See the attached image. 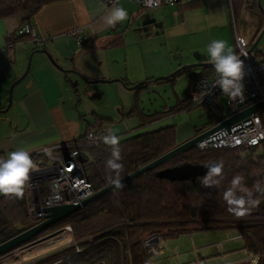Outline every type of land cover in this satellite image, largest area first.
Listing matches in <instances>:
<instances>
[{"label":"crops","instance_id":"crops-1","mask_svg":"<svg viewBox=\"0 0 264 264\" xmlns=\"http://www.w3.org/2000/svg\"><path fill=\"white\" fill-rule=\"evenodd\" d=\"M203 1L181 0L184 5L183 13L166 23L164 18L156 19L158 7L157 10L152 8L146 11L135 1L134 4H129L127 0H119V5L128 12V19L111 27L105 25L101 17L105 9L112 5H107L101 0H46L29 22L38 36L48 35L41 45L32 42L28 35L17 33V29L27 22L23 20L21 13L1 17L0 158H7L10 152L17 149H24L32 154L44 147L72 141L93 128V125L98 123V118L106 120L101 126L103 134L106 135L109 129H118L120 141L131 135L170 125L176 127L178 144L190 139L195 130L205 125H195L194 122L193 126L183 113L185 109L169 113L144 127L139 126L143 115L168 110L184 102L194 73L198 70L183 71L169 80L153 79L162 78L182 64L207 59V45L214 40L216 34L215 39L226 40L236 53L238 44L226 14V10L229 9L230 12V1L227 0V9L222 0H207L210 5L205 7ZM197 9L203 13L186 17L185 11ZM141 14L148 17L141 20ZM197 17L201 18L200 22ZM259 23L258 18L254 17L250 26H246V23L238 25L237 33L242 37L244 45V38L249 39L251 28L258 29ZM177 26L182 28L178 33H191L202 29L214 30V33L209 31L210 36L206 37L208 39L205 41H183V36H180L182 38L172 46H169L167 40L164 41L166 45H163L146 36L135 35L148 30H165ZM76 27L83 29V43L68 35V31ZM130 32H133L131 37L128 36ZM66 69H74L80 74L75 71L67 72ZM25 71V76L13 88V102L4 111L8 105L7 91L10 84ZM75 79L79 81L77 85L73 82ZM88 79L95 82L91 84ZM98 83L99 86L107 84V87H93ZM132 86L135 87L131 88ZM169 89L172 93L163 97L162 90L167 92ZM83 92L90 96V100H97V105L85 101ZM152 93H158L161 101L154 108V102L158 99L152 101ZM148 96L149 104L148 101L146 103ZM14 106L16 107L12 111ZM6 112H11L12 115H4ZM29 194L32 211L36 204V195L30 189ZM225 228L234 229L237 232L235 235L243 240L235 227L196 229ZM183 233L190 234V238L186 239V246H192L195 251L198 249L200 252L204 249L211 250L213 247L221 252L226 239L196 246L197 238L193 229ZM166 237L171 236H163L158 243L151 242L148 246L153 250L159 249L161 239ZM243 244L249 256L257 255L245 247L244 240ZM60 249L62 248L46 247L42 252L24 251L10 262L6 261L8 258L4 254L6 256L2 255V264H30ZM205 256L206 253L199 259L196 255L197 264H202ZM247 260L249 258L238 263H245ZM153 262L157 263L154 260ZM58 263L61 264L59 261L50 264Z\"/></svg>","mask_w":264,"mask_h":264},{"label":"trees","instance_id":"trees-1","mask_svg":"<svg viewBox=\"0 0 264 264\" xmlns=\"http://www.w3.org/2000/svg\"><path fill=\"white\" fill-rule=\"evenodd\" d=\"M45 1L0 0V18L21 13L24 21L31 22ZM229 1L235 18V26L230 19L234 36L238 27L236 15L243 8L248 7L253 16L258 14L257 16L260 17L255 16L260 22L255 34L256 39L264 28V10L260 7L259 0ZM177 4L180 5V11L183 13L184 5L181 0ZM236 54L239 55L238 47ZM202 61L203 65L198 70L201 74L210 76L215 73L212 64L208 63L207 59ZM194 69L180 70L166 79H173L183 71ZM192 106L187 96L185 101L176 107L143 115L139 127L151 124L169 113ZM98 120L101 123L98 121L91 129H102L101 126L106 120L100 118ZM84 135L64 143L69 149L78 147L82 150L81 153L86 158L84 170L95 192L109 184L106 162L111 156V147L104 143H83ZM177 145L174 125L128 136L119 144L121 163L124 165L120 177L126 176ZM30 156L34 163L33 169L43 167L48 163L42 151L32 153ZM220 161L224 164V178L218 188L202 186L198 178L206 173L198 176L194 181L191 179L171 180L157 175V172L163 168L186 162L207 164ZM237 174L244 177V184L254 191V198L260 201L245 217H236L230 213L228 205L223 200L224 191ZM258 182L264 186V141L247 148L203 150L194 145L128 180L123 184V188L108 191L40 230L24 244L63 225L70 226L73 242L30 264H50L56 261L61 264H146V262L152 264L154 251L146 245V240L153 235L173 236L189 232L193 228L211 229L223 226L237 228L245 247L259 255L257 264H264V194L256 193L253 187ZM48 191L46 181L38 184L40 201H43ZM38 222L39 220L31 214L27 183L23 196L20 198L0 195V243Z\"/></svg>","mask_w":264,"mask_h":264},{"label":"built area","instance_id":"built-area-1","mask_svg":"<svg viewBox=\"0 0 264 264\" xmlns=\"http://www.w3.org/2000/svg\"><path fill=\"white\" fill-rule=\"evenodd\" d=\"M107 5H112V0H101ZM145 8H156L167 3H177L180 0H132ZM231 19L235 26V18L233 9L230 8ZM83 29L76 27L68 31L69 36H73L79 43L84 42L82 35ZM20 35H28L30 40L37 45H41L48 35L38 36L35 29L29 22H24L18 29ZM235 39L238 44L239 56L244 64V85L245 100L243 104L231 101L222 93L219 87L212 88L208 95H203L205 91L204 84L211 86L216 79V73L210 76H205L199 71L194 73L192 82L188 90L189 103L192 105H203L209 109L212 115V123L207 127L197 129L191 137L200 136L209 132L213 127L220 124L225 118L245 109L246 107L260 101H264V52L253 56L248 52V48L243 44L242 37L237 33ZM225 98L226 107H222L220 99ZM103 132L99 129H91L83 137V143L92 142L90 137L95 138L94 144H101ZM264 141V105L257 112L250 115V118L240 124L231 126L230 130L220 128L209 132L200 138L195 144L199 149L209 150L217 148H235V147H252ZM204 145L202 148L201 145ZM48 159V163L43 167H37L31 170L30 178L27 182V187L38 194V184L42 181L48 183V193L43 201H39L31 211L33 217L41 220L44 212L42 208L45 206H54L59 204L79 203L83 199L90 196L94 190L92 183L89 181L87 173L84 170V162L79 160L83 156L81 149L78 147L69 149L66 143L44 147L41 150ZM245 217V216H243ZM69 228V227H67ZM70 229V228H69ZM39 238L29 242V247L36 246L50 239ZM151 241L147 240L146 245ZM26 246V245H25ZM24 251H11L15 257ZM15 253V254H14ZM6 254V255H8ZM4 255V256H6ZM1 257V261L2 258ZM259 255H253L245 263L240 264H257ZM1 264V263H0ZM152 264H157L153 262Z\"/></svg>","mask_w":264,"mask_h":264},{"label":"rangeland","instance_id":"rangeland-1","mask_svg":"<svg viewBox=\"0 0 264 264\" xmlns=\"http://www.w3.org/2000/svg\"><path fill=\"white\" fill-rule=\"evenodd\" d=\"M129 4H134L135 2H133L132 0H127ZM223 3L226 4V9H227V0H222ZM260 7L264 10V0H260ZM213 4V2H212ZM210 5V3L207 2V0L203 1V6H208ZM144 9L150 10L152 8H145ZM159 13H158V17L156 19H163L165 20V22L167 23L168 21H173L175 19V17H177V15L179 16V14H182V12L180 11L179 8V4L177 3H167V4H163L161 5V7L159 6ZM152 10H157L156 8H153ZM180 12V13H179ZM201 12L203 13L201 10H192V11H185L186 17H188L189 15H197L198 13ZM226 14L228 15V19L230 20V12L229 9L226 10ZM253 13L251 12V10L248 7L243 8L240 13H238L236 15V20H237V24L240 25L241 23H246V26H250V24L252 23V18H254L255 16L260 18L259 16L252 15ZM185 16V15H184ZM146 17H148L147 15L141 14L140 15V19L143 20ZM199 19L200 22V17H197ZM205 20V18H204ZM207 22L205 21V24ZM180 30H182L181 27L177 26V27H173L170 29H165V30H161L160 28L155 29V30H148V31H144V33L141 34H137L135 33L136 36H146L149 39L153 40L155 43L158 44H163L166 45V43H164L165 40L168 41L169 46H172L175 44V42L180 38V36H183L182 40L183 41H189V40H195V39H201L200 41H205L207 40L209 35V31H212L210 29H202V30H197V31H193L191 33L186 32V33H178ZM214 33V30L212 31ZM216 32V31H215ZM257 32V29L252 27L251 28V34L249 36V39L244 38V43L245 45L250 48L252 46V44L256 41L255 39V34ZM127 35V34H126ZM133 35V32H130L128 34L129 37H131ZM217 34L214 36V39L216 38ZM254 36V37H253ZM258 42L254 48V50L251 52L253 56H256V54L258 52H264V30L261 31V33L258 35ZM255 39V40H254ZM234 50H235V45L233 46ZM150 54V53H149ZM158 55V54H157ZM183 65V64H182ZM197 70H199V68H196ZM195 70V69H194ZM196 70V71H197ZM172 72V71H171ZM12 84V83H11ZM11 84L8 88V103H9V92H10V87ZM107 84H104L102 86L98 85L93 86V87H97L99 89H102L103 87H107L105 86ZM170 87V86H169ZM168 88V86H167ZM171 90L169 89L167 92H164V90H162V96L163 97H167L168 94H171ZM92 95L94 93H91ZM14 89L12 90V102H13V98H14ZM83 99H86L85 101L87 102H92L95 103V105H97L98 101L97 100H90V96L86 93L83 92ZM151 98L152 101H155V98H157L158 100L156 102H154L153 108L157 107L160 104V96L159 94H155L152 93L151 94ZM149 100V96L147 101ZM11 102V103H12ZM220 103L222 105V107H226V101L225 98L220 99ZM149 104V101H148ZM158 104V105H157ZM16 106H14V108H12V111L15 109ZM117 111V109H115ZM183 113L186 114L188 120L191 122V124L194 126V122L195 125H205L208 124L209 121L212 120V115L209 109L205 108V106L203 105H193L192 107L183 110ZM183 113L181 112V115L183 116ZM4 115H8V117H10L12 114L11 112H6L4 113ZM9 122V121H7ZM204 126V127H205ZM236 218V217H235ZM70 226L68 225H63V226H58L57 228L48 231L47 233L43 234L41 237L39 238H46L47 237L48 241H45L43 243H40L36 246H32L31 248L29 247V242L19 246L18 248L14 249V251H18V249H23L25 252H31V253H35L37 251L42 252L43 249H46V247H52L54 249H58V248H64L68 245H70L73 242V236H72V230L71 228H67ZM193 228V234L194 236L197 238L196 239V246H199L201 243H211V242H215V241H220L224 238H226L223 242V248L221 252L216 251L215 247H213L210 252H207L209 250H201L195 251L194 248L192 246H186V239L188 240V237L190 238V234H179L177 236H171V237H166L164 239H161V243H160V248L153 250L154 254H152V260L156 261L158 264H174L176 262H186L189 264H197L196 262V255L200 258H202V256L206 253V258H203V260L201 261L202 264H239L238 262L244 261L245 259H248L251 257V255H248V252L246 251V249L243 247V240L241 238L238 237V235H235L237 232L234 229H230V228H225V229H221V230H199ZM158 235V234H157ZM154 236V235H153ZM159 236V240L162 237L161 235ZM236 237V238H235ZM39 238L35 239L38 240ZM151 238V237H150ZM149 238V239H150ZM148 239V240H149ZM147 241V240H146ZM32 242V241H31ZM152 244V243H150ZM26 245V246H25ZM22 251L21 253L23 254ZM198 252V253H196ZM211 255H210V254ZM13 253L8 254L6 257L8 258L6 261L10 262L12 261L15 256L12 255ZM199 254V255H198ZM202 255V256H201ZM210 255V256H209ZM22 256V255H21ZM20 256V257H21ZM207 256H209L207 258ZM19 257V258H20ZM221 262V263H218ZM3 262L1 261V264ZM60 264V263H58Z\"/></svg>","mask_w":264,"mask_h":264},{"label":"clouds","instance_id":"clouds-1","mask_svg":"<svg viewBox=\"0 0 264 264\" xmlns=\"http://www.w3.org/2000/svg\"><path fill=\"white\" fill-rule=\"evenodd\" d=\"M101 19L105 25L115 27L118 23L128 19V12L119 5V0H112V6L105 9ZM206 55L207 62L212 64L215 70L216 79L211 86L204 84L203 95H208L212 88L219 87L231 101L243 104L245 96L242 81L245 73L240 56L223 39L212 40L207 45ZM118 131V129H109L101 139L105 145L111 147V156L106 162L109 172L107 181L117 189H121L124 185L121 182L120 173L124 165L121 163ZM90 140L95 142L94 137H90ZM201 147L203 148L204 145L202 144ZM33 167L34 163L30 153L24 149H17L10 152L7 158H0V195L22 197ZM206 167L208 171L203 177L198 178L199 182L204 187L218 188L224 178L223 162H212ZM253 187L256 193L264 194V186H261L259 182ZM223 200L228 205V211L236 217L245 216L251 208L260 203L259 199L254 198V191L244 184V177L239 174L230 181L229 187L223 193Z\"/></svg>","mask_w":264,"mask_h":264},{"label":"water","instance_id":"water-1","mask_svg":"<svg viewBox=\"0 0 264 264\" xmlns=\"http://www.w3.org/2000/svg\"><path fill=\"white\" fill-rule=\"evenodd\" d=\"M263 30H264V28H263ZM258 39L259 38L257 37L256 41L252 44V46L247 49L249 53H251L254 50V48L258 42ZM240 58H241V56H240ZM202 65H203V61L186 63V64L179 66L174 71L163 76L162 78H168L171 75H174L176 72L183 70V69L199 68ZM66 71L67 72H69V71L74 72L75 71L78 74H80L78 71H76L74 69H66ZM26 73H27V71H25L21 77H19L15 81H13V83L11 84L10 92H9V103H8L7 107H5L3 109L4 111L7 110L11 105L12 90H13L14 86L25 76ZM88 81L91 84L93 82H95V80H90V79H88ZM73 82L77 85V83L79 81H78V79H75ZM133 87H135V86H132L131 88H133ZM263 105H264V101H260V102H257L255 104H252V105L246 107L245 109L225 118L220 124L213 127L209 132H212L214 130H218L220 128H225L227 130H230L231 126H233L235 124H240L241 122L248 120L250 118V115L257 112V110L260 107H262ZM209 132L202 134L200 136L190 138V139H188L182 143H179L176 147H174L170 151L166 152L165 154H163V155L159 156L158 158L150 161L149 163L139 167L138 169L127 174L126 176L121 177L122 184H124L128 180L134 178L135 176L143 173L144 171H147L149 169H152V168L158 166L159 164L165 162L166 160L170 159L171 157L177 155L178 153L194 146L200 138H202L203 136H205ZM79 160L82 162H85L86 158L83 156H80ZM208 164H210V163L194 164V163L186 162V163H182L179 165L163 168L157 172V175L160 177L171 179V180H188V179H191L192 181H194V180H196V178L198 176H201V175L207 173L208 169H207L206 165H208ZM115 188L116 187L114 185L108 184L104 188L93 192L90 196L83 199L79 203L59 204V205H54V206L43 207L42 211L44 212V215H43L42 219L36 225L20 232L19 234L15 235L14 237L8 239L7 241L0 243V256L7 254V252L9 253V252L13 251L14 249L18 248L21 245H24V242H26L28 239H30L31 237L36 235L40 230L46 228L47 226L51 225L52 223H54V222L58 221L59 219L65 217L66 215H68L72 211L84 206L85 204L92 201L93 199H95V198L107 193L108 191L115 189ZM36 201H37V203H39V201H40L38 194H36ZM149 240L153 243H158L159 242V236L154 235Z\"/></svg>","mask_w":264,"mask_h":264}]
</instances>
